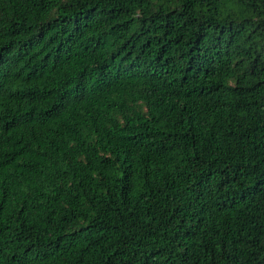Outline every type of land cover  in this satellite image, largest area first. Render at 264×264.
<instances>
[{
	"label": "trees",
	"instance_id": "1",
	"mask_svg": "<svg viewBox=\"0 0 264 264\" xmlns=\"http://www.w3.org/2000/svg\"><path fill=\"white\" fill-rule=\"evenodd\" d=\"M0 264H264V0H0Z\"/></svg>",
	"mask_w": 264,
	"mask_h": 264
}]
</instances>
